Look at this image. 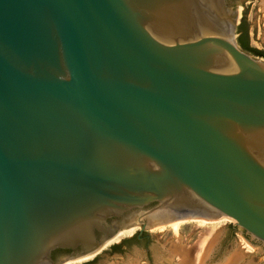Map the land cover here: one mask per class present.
<instances>
[{
    "label": "water",
    "instance_id": "water-1",
    "mask_svg": "<svg viewBox=\"0 0 264 264\" xmlns=\"http://www.w3.org/2000/svg\"><path fill=\"white\" fill-rule=\"evenodd\" d=\"M255 0H0V264L132 224L228 218L264 245Z\"/></svg>",
    "mask_w": 264,
    "mask_h": 264
},
{
    "label": "rangeland",
    "instance_id": "rangeland-1",
    "mask_svg": "<svg viewBox=\"0 0 264 264\" xmlns=\"http://www.w3.org/2000/svg\"><path fill=\"white\" fill-rule=\"evenodd\" d=\"M244 28L249 31L251 47L264 52V0L253 2ZM238 36L237 31V44ZM139 231L140 225L133 236L105 247L96 256L66 264H264V245L228 218L187 220L177 229L161 223L146 230L147 243L128 244L123 253H110L111 247L129 242Z\"/></svg>",
    "mask_w": 264,
    "mask_h": 264
},
{
    "label": "trees",
    "instance_id": "trees-1",
    "mask_svg": "<svg viewBox=\"0 0 264 264\" xmlns=\"http://www.w3.org/2000/svg\"><path fill=\"white\" fill-rule=\"evenodd\" d=\"M238 31V44L240 45V47L248 52V53H251L255 56H261V57H264V52L262 51H259L253 47H251L250 43H249V31L247 29L244 28V20L243 22L241 23V25L238 27L237 29ZM246 39V41H245ZM136 240V237H134L133 239H131L129 242H122L121 244L119 245H114L113 247H111V254H121L123 253V248L124 247H127L128 244H131L133 243V241Z\"/></svg>",
    "mask_w": 264,
    "mask_h": 264
},
{
    "label": "bare ground",
    "instance_id": "bare-ground-1",
    "mask_svg": "<svg viewBox=\"0 0 264 264\" xmlns=\"http://www.w3.org/2000/svg\"><path fill=\"white\" fill-rule=\"evenodd\" d=\"M221 218H225V217H221ZM221 218H218V219H221ZM218 219H214V220H218ZM186 221L187 220H178V221H172V222L171 221L170 222L161 221V222H157V223L148 225L147 228L160 225L161 223L162 224L168 223L169 225H171L175 229H177L181 223H184ZM138 225L132 224V225H130L128 227H125V228L121 229L118 232V234L112 240H110L107 244H105V246L99 252H97L96 254H93L91 256L82 257V258H79V259L73 260V261L82 262L84 260L90 259V258L96 256L97 254H99L105 247H107V246H109V245H111L113 243H118V242H120L125 237H131V236H133L135 234L137 228H138Z\"/></svg>",
    "mask_w": 264,
    "mask_h": 264
},
{
    "label": "flooded vegetation",
    "instance_id": "flooded-vegetation-1",
    "mask_svg": "<svg viewBox=\"0 0 264 264\" xmlns=\"http://www.w3.org/2000/svg\"><path fill=\"white\" fill-rule=\"evenodd\" d=\"M230 0H228L229 2ZM246 41V39H245ZM149 241V237L146 235V231L143 233H140V231L137 233L136 235V240L133 241V243H131L134 246H140L141 244H145ZM69 253V251H65V250H56L52 253V260L55 264H57L58 260L67 255Z\"/></svg>",
    "mask_w": 264,
    "mask_h": 264
}]
</instances>
